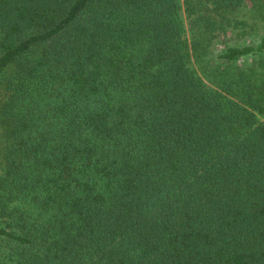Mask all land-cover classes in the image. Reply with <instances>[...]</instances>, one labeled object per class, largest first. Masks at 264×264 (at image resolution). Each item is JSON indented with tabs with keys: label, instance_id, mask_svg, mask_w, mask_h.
I'll return each mask as SVG.
<instances>
[{
	"label": "trees",
	"instance_id": "16d2710c",
	"mask_svg": "<svg viewBox=\"0 0 264 264\" xmlns=\"http://www.w3.org/2000/svg\"><path fill=\"white\" fill-rule=\"evenodd\" d=\"M263 26L264 0H0V264H264Z\"/></svg>",
	"mask_w": 264,
	"mask_h": 264
},
{
	"label": "rangeland",
	"instance_id": "374dc122",
	"mask_svg": "<svg viewBox=\"0 0 264 264\" xmlns=\"http://www.w3.org/2000/svg\"><path fill=\"white\" fill-rule=\"evenodd\" d=\"M264 27V26H263ZM261 29H263L262 27H261Z\"/></svg>",
	"mask_w": 264,
	"mask_h": 264
}]
</instances>
